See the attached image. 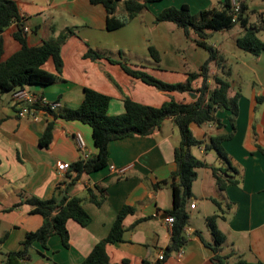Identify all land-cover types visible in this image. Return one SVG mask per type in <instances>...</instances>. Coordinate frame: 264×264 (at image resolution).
Instances as JSON below:
<instances>
[{"label": "crops", "instance_id": "0c3cea01", "mask_svg": "<svg viewBox=\"0 0 264 264\" xmlns=\"http://www.w3.org/2000/svg\"><path fill=\"white\" fill-rule=\"evenodd\" d=\"M15 1L24 18V26L29 28L26 38L31 46H38L44 40L72 29L60 47L63 66L57 80L48 85H25L24 88L50 101L60 102L62 108H76L83 98L84 88H91L110 96L108 113L115 115L124 111L123 99L126 96L157 107L170 97L177 101H189L191 98L187 93L164 92L147 85L126 74L118 63L111 62L107 56L114 60L126 59L131 67H143L164 81L182 82L187 72L191 71L187 59L194 58L192 53L202 58L196 63L197 68L208 56L203 57L198 51L200 47L191 39L187 38L188 42L184 44L181 36L174 33L171 22L156 23L154 17L169 6L187 4L192 13H197L202 9L218 7L221 0H157L115 30L106 28L105 8L89 0ZM247 3L249 9H264L262 0H247ZM115 15L118 18L126 15L121 4ZM15 30L16 23L13 22L2 33L1 60L20 48L13 37ZM239 33L240 30L237 31ZM211 44L225 59L231 53L234 58L242 60L255 79L249 98L233 86L230 90V94L240 93L238 116L233 137L222 145L237 169L239 182L228 185L222 191L216 186L211 168L197 169V177L192 184L193 196L188 203L189 221L184 228L188 242L180 258L171 253L161 264H215L212 250L197 235L199 231L205 241H211L205 218L212 214L219 215L216 223L225 236L222 253L229 255L228 264L237 257L264 263V152L260 150L264 149V52L253 56L241 52L236 46L237 50L230 51L224 45ZM149 45L158 50L159 63L150 57ZM89 47L105 56L95 60L85 57ZM43 69L55 73L53 61L47 60ZM12 91L0 93V251L19 249L24 234L42 224V216L31 213V206L22 203V200L27 196L51 198L57 185L66 181L69 172L61 175L56 164H73L81 159L74 135L77 132L82 135L89 156L97 152L87 124L54 118L45 111L38 112L36 119L18 117L11 100ZM256 96L263 98L257 100ZM217 115L223 123L221 128L212 124L190 125L196 138L208 143L211 136L231 130L230 112L218 111ZM49 122L53 123L51 139L46 147H42L39 140ZM176 129L172 119L166 118L149 136H132L110 142L106 167L92 173H81L77 177L75 172H70L71 177L76 178L70 191L72 195L86 198L87 188L101 185L105 187V199L99 206L84 199L83 207L91 216L90 222L81 226L73 220L68 221V247L62 245L58 235L48 239L47 249L34 243L31 264L81 262L93 246L108 235L123 205H131L135 211L123 220L125 231L122 241L106 246L109 260L117 264L158 260L160 251L170 243L165 211L172 206V193L167 183L157 189L152 184L167 179L175 170L174 148L179 143ZM196 148V157L220 166L216 152H211L213 149H206L203 145ZM111 164L117 168H130L123 176H117L110 170ZM192 203L193 208L190 207ZM141 218L147 219L131 228Z\"/></svg>", "mask_w": 264, "mask_h": 264}, {"label": "trees", "instance_id": "16d2710c", "mask_svg": "<svg viewBox=\"0 0 264 264\" xmlns=\"http://www.w3.org/2000/svg\"><path fill=\"white\" fill-rule=\"evenodd\" d=\"M92 4H101L106 11V28L115 30L124 26L129 20L147 9L148 4L157 0H89ZM264 3V0H262ZM238 9L235 10V4ZM125 11L123 18L116 17L118 5ZM23 16L20 13L15 0H0V93L11 92L25 85H48L53 83L62 72V58L60 55L61 44L72 29H66L54 38L44 40L38 46H31L27 42L24 31ZM156 23L171 22L179 27L183 35L190 38L198 47L208 53L207 59L195 70L187 72L186 79L182 82L171 83L155 77L143 67H131L126 59L114 60L129 76L141 80L143 83L153 86L164 92L190 93L195 98L189 101H177L170 97L161 106H152L137 102L126 96L123 99L124 111L120 114H109L108 107L110 96L84 88L83 98L76 108H62L48 111L54 118L63 120H77L87 124L91 129L92 140L97 148L95 155L87 159H80L70 164L67 172H75L76 177L81 173H92L108 165V145L110 142L132 136H149L161 125L164 119L171 118L178 129L179 143L174 148L175 170L165 180L152 184L157 189L167 183L172 193V206L165 211L167 217L173 219L170 229V243L163 250L162 260L150 262L143 260L141 264H161L168 255L185 247L188 238L184 228L189 221L188 203L192 194V184L197 177V169L209 167L219 190H225L228 185L238 184L237 169L233 166L230 157L222 143L233 137L235 121L238 116V91L230 94L232 84L230 82L231 69L225 62L224 55L215 48L210 39L214 32L229 31L236 25L240 27V33L235 39V45L242 51L253 56H259L264 52V40L259 33L264 32V9L262 11L248 8L247 0H221L218 7H211L192 13L189 5L169 6L162 9L154 17ZM13 22L16 30L13 37L18 41L20 48L8 58L1 60L3 54V31ZM150 57L155 63H159V52L152 46H148ZM93 60L105 56L103 53L89 47L84 54ZM54 63L55 73L43 69L47 60ZM215 69V72L212 70ZM199 84L195 85V82ZM262 96H256L262 100ZM228 110L230 112L229 124L231 130L220 133L209 138L207 143L198 139L193 134L190 125L197 126L212 124L216 128L223 127L218 117V111ZM1 121V120H0ZM53 123L49 122L39 145L46 147L51 139ZM204 146L216 152L220 166L206 163L196 157L192 147ZM264 152V149H260ZM66 174V181L59 183L56 192L51 198L39 199L35 196H27L22 203L31 206V213L42 216V224L33 231L24 234L20 242V248L4 253L0 264H31V250L34 243H39L43 249H47L48 239L53 235L60 237L64 247L69 246L70 234L67 227L69 220H73L81 226H86L90 220V214L84 209L83 201L88 199L96 205H100L105 199V187L95 185L87 188L86 198L70 193L76 178ZM123 176V175H117ZM61 199L58 200V196ZM218 206L219 203L212 199ZM135 207L123 205L118 211L108 235L99 240L88 255L77 264H117L109 260L106 246L122 241L125 231L124 218L134 213ZM218 214L208 215L205 218L206 226L211 234V241H205L200 232L197 235L203 243L213 252L212 261L215 264H228V254L222 253V245L225 240L224 234L217 226ZM147 218L135 221L131 228ZM44 258V254L40 253ZM231 264H264L261 261L249 262L242 257Z\"/></svg>", "mask_w": 264, "mask_h": 264}, {"label": "built area", "instance_id": "2783aa9c", "mask_svg": "<svg viewBox=\"0 0 264 264\" xmlns=\"http://www.w3.org/2000/svg\"><path fill=\"white\" fill-rule=\"evenodd\" d=\"M238 9V3L235 4V10ZM29 30L27 26H24V31L26 32ZM11 100L13 103V106L16 110L17 116L20 118H31L36 119L37 113L40 111H52L56 110L57 108L61 107L60 102L58 101H50L44 96H41L37 93L30 92L26 90L24 87H18L11 93ZM74 140L76 147L81 153L82 159H87L89 157V154L85 150V141L80 133H76L74 135ZM70 164L68 162H57L56 169L61 174L64 175L67 170L69 169ZM110 170H112L117 175H124L125 172L130 168V166L120 167L117 168L114 165H109ZM191 208L194 207V203L190 205ZM166 225L169 229H171V225L173 222V219L171 217L165 218ZM184 247L179 249L178 251L174 252L177 258H180L183 254ZM164 252L160 251L158 254V259H163Z\"/></svg>", "mask_w": 264, "mask_h": 264}, {"label": "rangeland", "instance_id": "374dc122", "mask_svg": "<svg viewBox=\"0 0 264 264\" xmlns=\"http://www.w3.org/2000/svg\"><path fill=\"white\" fill-rule=\"evenodd\" d=\"M170 24H171L172 28L174 29V33L181 36V38L183 39V43L186 44L188 42V40H187V37H185L183 35L182 30L179 27H177L175 24H172V23H170ZM238 30H240V27H239V25H236L234 28H232L229 31L214 32L211 39H210V42L211 43L215 42L219 46L224 45L230 51L237 50V49H235L236 45L234 43V38L238 35L237 34ZM263 34L264 33H260L259 37L264 38ZM178 41H180V38L178 39ZM174 43H175V39H174ZM198 51L203 55V57L208 56V53L204 49L199 48ZM241 52H243V51H241ZM245 54H247V53H245ZM192 55L194 58L189 57L187 59V63H188L189 69H191L193 71L197 68V65H198V64H196L197 61H200V59H202V58H200V56L197 54L192 53ZM225 62L227 64V66L230 67L231 72H232V77L230 78V82H231L232 86L236 90L240 91V93L242 95H244L246 98H249L251 95L252 89H253L252 87L254 86L253 81L255 79H254V76L252 75V73L248 72V66L243 64L242 60H238V59L234 58L231 53L227 54ZM176 135L178 138L179 135H178L177 131H176ZM192 152H193V154H195L197 152V148L192 147ZM211 152L213 154H215L214 150H211ZM6 252L7 251H5V250H1L0 251V258H2L4 256V253H6Z\"/></svg>", "mask_w": 264, "mask_h": 264}, {"label": "water", "instance_id": "95a60500", "mask_svg": "<svg viewBox=\"0 0 264 264\" xmlns=\"http://www.w3.org/2000/svg\"><path fill=\"white\" fill-rule=\"evenodd\" d=\"M190 96L192 97V98H195V94H193V93H190ZM58 200H60L61 199V195L60 196H58V198H57Z\"/></svg>", "mask_w": 264, "mask_h": 264}]
</instances>
